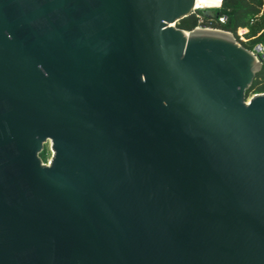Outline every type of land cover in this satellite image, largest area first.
Wrapping results in <instances>:
<instances>
[{
  "label": "water",
  "instance_id": "obj_1",
  "mask_svg": "<svg viewBox=\"0 0 264 264\" xmlns=\"http://www.w3.org/2000/svg\"><path fill=\"white\" fill-rule=\"evenodd\" d=\"M195 1L0 0V264H264L262 46Z\"/></svg>",
  "mask_w": 264,
  "mask_h": 264
},
{
  "label": "trees",
  "instance_id": "obj_2",
  "mask_svg": "<svg viewBox=\"0 0 264 264\" xmlns=\"http://www.w3.org/2000/svg\"><path fill=\"white\" fill-rule=\"evenodd\" d=\"M215 18L218 15H227L228 21L223 24L217 20L212 22L214 27L222 28L235 35L237 40L246 48L254 50L258 45L264 47V0H223L220 9L214 11ZM206 20L208 16L205 15ZM199 23V18L195 13L181 19L177 26L185 30H193ZM206 24L208 21L205 22ZM247 29L244 34L245 40L241 39L239 30ZM264 92V60L262 69L257 73L256 78L248 90L250 96L254 93ZM45 162L48 161L47 149L41 153Z\"/></svg>",
  "mask_w": 264,
  "mask_h": 264
},
{
  "label": "built area",
  "instance_id": "obj_3",
  "mask_svg": "<svg viewBox=\"0 0 264 264\" xmlns=\"http://www.w3.org/2000/svg\"><path fill=\"white\" fill-rule=\"evenodd\" d=\"M222 5H223V0H196L193 13H195L197 15V17L199 18V23L195 28L224 30V29L219 28V27H214L212 25V22L214 20L218 19V21L220 23L225 24L228 21V16L227 15H218L215 18L214 13L210 12V11H214L216 9H220L222 7ZM205 15L208 16V18H209L208 20H206ZM206 21H208L207 24L205 23ZM224 31H226V30H224ZM243 31L246 32L247 29H243ZM241 39L245 40L244 35L241 36ZM256 48L254 49V51H256ZM263 50H264V47L262 46V49L260 50V54L264 58V51Z\"/></svg>",
  "mask_w": 264,
  "mask_h": 264
},
{
  "label": "rangeland",
  "instance_id": "obj_4",
  "mask_svg": "<svg viewBox=\"0 0 264 264\" xmlns=\"http://www.w3.org/2000/svg\"><path fill=\"white\" fill-rule=\"evenodd\" d=\"M215 11V10H214ZM214 11H210V12H212V13H214ZM239 34L242 36V35H244L245 34V31H243V30H239ZM246 39V38H245ZM264 51V50H263ZM253 94H251L249 97H251ZM45 148L47 149V151H48V154H49V158H48V161L52 158V155H53V151H52V148H51V143L50 142H48L47 144H46V146H45ZM47 161V162H48Z\"/></svg>",
  "mask_w": 264,
  "mask_h": 264
}]
</instances>
